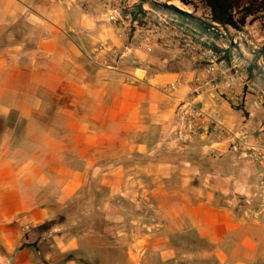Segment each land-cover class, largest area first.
I'll use <instances>...</instances> for the list:
<instances>
[{
  "label": "crops",
  "instance_id": "obj_1",
  "mask_svg": "<svg viewBox=\"0 0 264 264\" xmlns=\"http://www.w3.org/2000/svg\"><path fill=\"white\" fill-rule=\"evenodd\" d=\"M111 6L99 0L88 9L74 0H0V264H44L40 246L47 239L68 254L84 249L89 233L39 228L81 195L86 172H101L106 143L116 154L141 160L110 166L104 185L115 188L124 178L126 189L142 187L148 200L152 193L154 202L144 204L156 212L152 227L159 238L152 242L144 232L135 247L155 246L163 257L183 249L195 257L189 264H264V197L252 196L259 167L228 140L201 136L183 148L169 130L195 81L208 84L204 74L90 64L101 46L109 52L125 47ZM22 18L27 30L21 33ZM164 88L169 99L150 98L163 97ZM211 96L200 97L204 108L228 127L246 125L240 111ZM152 128L157 131L150 142ZM176 235H183L185 246L174 241ZM192 235L204 246H196Z\"/></svg>",
  "mask_w": 264,
  "mask_h": 264
},
{
  "label": "rangeland",
  "instance_id": "obj_2",
  "mask_svg": "<svg viewBox=\"0 0 264 264\" xmlns=\"http://www.w3.org/2000/svg\"><path fill=\"white\" fill-rule=\"evenodd\" d=\"M74 1L88 9L92 6L94 0ZM99 1L103 5L111 3V8H116V12L114 11L118 20L116 31L122 35L125 47L121 52H109L105 46L97 48L89 57L91 62L89 63L92 66L107 69H124V67H127L129 69L143 65L152 72H156L159 69L161 71L167 70L172 67L182 70L199 69L204 74L208 84L203 86L204 90L196 99V102L206 114L218 119L212 114V110L204 108L200 104L202 98L212 97L213 93L230 103L231 107L240 111L244 117L243 120L246 125H241L240 127H228L220 120L228 129L233 132L247 131L250 132L249 134L252 137H255L256 132L259 133V130L264 127V96H262L264 91V10L258 11V0H241L242 6L256 5L253 8L254 13L246 18L245 23L241 25L239 30L230 28L229 31L220 30L218 27L203 29L204 27L198 26L200 22H209L208 11L198 0H189L198 6L197 11L186 6L180 0H148L156 5L151 6L149 2L143 5V10L147 11L148 14L143 17V21L146 23H140V25L138 22L133 21L132 17L127 13L137 8V5L142 0ZM161 4L173 6L195 16L198 19L196 20L197 22L195 21L197 24L186 21L183 18H181V21L180 19L175 21L174 18L177 13L163 9L160 6ZM159 17L173 21L177 26H183L184 30L181 33L191 34L196 40L203 42L207 48H210L212 43L220 50L230 53L232 56L231 61L227 60L225 53L219 54L221 58L225 59L226 68L237 66L248 74V82L241 88H231L232 91L224 85L214 86V81L211 80V76L205 71V67L208 65V57L203 54V51H196L190 55L184 52L181 45L172 48L162 46L160 36H174L177 27H170L166 30L157 26ZM18 24L21 33L27 30L23 18L20 19ZM5 30L7 29L5 28ZM210 30L218 34L219 38L217 40ZM146 37L150 38L149 42L145 41ZM229 73L231 72L228 70L222 73L223 78H225V74L228 76ZM195 83L197 86H202L196 81ZM168 88L163 89V97L162 95L150 94V98L158 101L163 98L169 99L170 97L167 96L170 92ZM181 101L174 110L171 125L169 126L170 132H173V127L177 122ZM257 114H261L263 117L258 119L259 121H254L252 118L257 117ZM163 127L164 125H159V130L164 129ZM156 131V128L150 129V142L153 141L152 136L156 134ZM120 147V144H118V148ZM183 148H187V146ZM102 149L101 172H86V184L81 189V195L71 199L57 218L45 222L39 228L44 231L56 226L62 228V232L67 233L69 236L81 232L89 233L84 238V249H78L68 254L62 250L63 247L54 245L50 239H47L40 246V257L45 260L43 263L62 264L66 259L78 260L79 264H189V262H192L195 257L183 249L177 253L176 257L164 254L166 258L164 260L163 255L155 246L148 250H140V247L134 246V244H138L141 241L142 233L144 232L148 233L149 240L152 242L159 238L156 235L158 232L155 227H152L156 226V212L151 206L144 204L154 202L151 197L152 193L147 196L150 199L148 200L140 195L144 188L136 186L126 189L124 178H122V183L115 188L104 185L103 181L105 180L104 174L109 173L110 166L116 163H119L120 166L127 162H134V160L140 161L141 158L140 156L128 157L123 153V150V152L116 154L114 153L116 148L107 143ZM70 157H76V155H70ZM86 157L92 156L88 153ZM222 167L226 169L228 166L224 164ZM114 168L115 166L111 167V169ZM233 168L235 169V167ZM113 171L117 172L116 170ZM119 173L121 172L117 174ZM198 177L197 184L201 182L200 178L202 176ZM255 185L252 196L257 200H263L256 183ZM132 199L136 203L132 202ZM257 200L255 202H258ZM92 229H94V232H92ZM192 237H194L192 242L196 246L204 244L194 235ZM174 238L176 243L185 246L183 235H176Z\"/></svg>",
  "mask_w": 264,
  "mask_h": 264
},
{
  "label": "built area",
  "instance_id": "obj_3",
  "mask_svg": "<svg viewBox=\"0 0 264 264\" xmlns=\"http://www.w3.org/2000/svg\"><path fill=\"white\" fill-rule=\"evenodd\" d=\"M214 26L217 25L214 24ZM159 27L166 30L170 28L164 23H161ZM175 31L172 37L160 36L162 46L172 48L181 45L184 52L190 55L196 51H203V54L208 57L205 71L211 76V80L215 83L214 86L224 85L227 89L241 88L248 82V74L237 66L226 68L225 59L219 55L225 52L218 53L211 47L207 48L203 42L196 40L191 34L181 33L178 29ZM145 41L149 42L150 38L146 37ZM227 70L231 72L230 76L225 74L223 78L222 73ZM203 88V86H191L192 91L189 96L181 101L177 122L173 127L174 141L179 146L185 147L195 143L201 136L210 140H228L233 149L240 151L244 157L249 158L259 167L257 187L264 197V127L259 130V133L256 132L255 137L247 131H231L219 119L206 114L197 104L196 99L203 92ZM262 96H264V91Z\"/></svg>",
  "mask_w": 264,
  "mask_h": 264
},
{
  "label": "trees",
  "instance_id": "obj_4",
  "mask_svg": "<svg viewBox=\"0 0 264 264\" xmlns=\"http://www.w3.org/2000/svg\"><path fill=\"white\" fill-rule=\"evenodd\" d=\"M183 4L186 6L192 8L194 11H197L198 6H196L192 1L189 0H180ZM149 2L151 6H155L156 4L152 1L148 0H142L141 3L137 5V8L131 10L128 15L132 17L133 21L140 23H146L143 21L144 15L148 14L147 11L143 10V5L145 3ZM198 2L203 5V7L208 11V19L209 22H200L198 26H200L203 29H209L211 27H218L220 30L223 31H229L230 28L239 30L241 25L245 23L246 18L249 15H252L254 13L253 8H255L256 5L254 4H249L247 6H242L241 0H198ZM258 6V11H263L264 10V0H258L257 2ZM163 9L167 10H172L176 12V17L174 18L175 21H178L181 18H183L186 21H190L191 23L194 24L197 18L195 16H192L191 14H187L186 12H183L173 6H168L167 4H161L160 5ZM175 16V15H174ZM183 20V21H184ZM157 26H160L161 23H164L168 25L169 27H174L179 30H184V27L177 26L176 24L173 23V21H168L165 18L159 17L157 19ZM197 22V21H196ZM195 22V24H197ZM217 25V26H214ZM211 32V30H210ZM214 34V38L217 40L218 34H215L214 32H211ZM210 47L214 49V51L220 53V52H225L227 60L231 61L232 56L230 53H228L225 50H220L217 46L214 44H210ZM251 72V70L249 69ZM94 231V229H92ZM200 240V239H199ZM201 243H204V241L200 240ZM204 246V244L202 245Z\"/></svg>",
  "mask_w": 264,
  "mask_h": 264
}]
</instances>
